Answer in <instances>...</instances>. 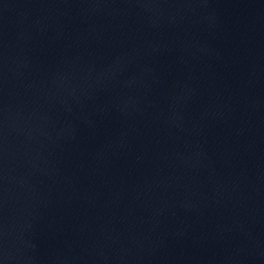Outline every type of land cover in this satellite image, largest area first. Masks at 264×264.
Listing matches in <instances>:
<instances>
[{
    "label": "water",
    "instance_id": "obj_1",
    "mask_svg": "<svg viewBox=\"0 0 264 264\" xmlns=\"http://www.w3.org/2000/svg\"><path fill=\"white\" fill-rule=\"evenodd\" d=\"M0 264H264V0H0Z\"/></svg>",
    "mask_w": 264,
    "mask_h": 264
}]
</instances>
